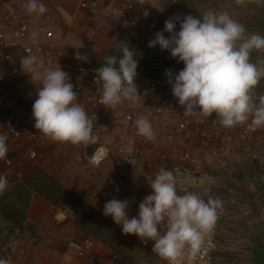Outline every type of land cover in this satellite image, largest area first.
<instances>
[{"label":"crops","instance_id":"0c3cea01","mask_svg":"<svg viewBox=\"0 0 264 264\" xmlns=\"http://www.w3.org/2000/svg\"><path fill=\"white\" fill-rule=\"evenodd\" d=\"M25 3L26 0H17L22 15L28 14ZM43 3L62 22L64 40L55 43L53 48L71 71L78 74V82L85 90V96L78 99V103L84 107L89 117L92 113L97 114V119L92 121L98 143L90 146L71 145L48 138L31 145L18 142L11 146L10 158L15 178L9 183L7 191L0 195V258L7 259L9 264H117L120 259L117 247L121 246L127 251L130 246L126 237L122 236L127 235L123 234L121 226L115 224L110 216L103 215L104 205L113 198L127 199L131 218L138 214V205L151 193V187L150 182L142 177L139 165L126 164L116 152L102 167L91 166L89 158L96 146L106 142L116 148L119 136L123 134L128 144L143 151L141 165L148 160H155L160 153H182L188 149H194L205 166L215 162L210 149L203 148L197 138L186 135L178 142H172L169 138L167 131L178 124L183 108L172 95L165 73L167 70L178 73L183 68V63H178L167 51H161L159 46L149 48V41L154 39L158 31L163 30L165 21L169 18L182 19L189 14L199 16L209 9L218 13L227 12L249 33L264 36V5L255 0H249L244 6L238 5L235 0H152L157 14L155 20L147 28L129 29L125 26L114 28L106 24L104 11L109 8L88 10L92 14L88 16L87 10L76 9L72 2L69 4V0H43ZM35 18L38 26L48 29V22L43 16ZM93 21L108 37L105 36L104 40V32H101L95 52L86 64H81L77 58L80 50L78 46L84 45L82 41L95 34L97 28L93 29ZM168 35L165 33V36ZM127 43L138 52L135 79L138 94L141 95L143 89L149 92L146 98L141 95L133 103V112L137 118L144 116L152 123L156 132L154 142L136 138L129 129L115 128L112 108L87 102L89 96L96 99L102 95V92H91V78L97 74L96 69L105 63L107 56L121 57L120 50ZM251 61L261 64L264 62V53L254 51ZM41 85L35 83L27 86L24 93L31 99H37V91ZM253 92L255 98L264 97V79H261ZM165 100L168 102L166 120L161 122L156 108ZM127 109L124 107L123 111L126 112ZM213 116L215 123L208 127L222 126L219 118L215 114ZM198 123L200 124L196 122ZM242 126L226 130L237 133ZM221 143L214 142L213 145ZM149 148L153 150L151 154L148 152ZM31 149L38 152L37 158L29 157ZM226 149L222 168L227 171L235 168L236 164L244 165L246 155L251 160L253 152L264 157V135L256 130L250 143L236 140L234 144L227 145ZM5 166V162L0 161L1 173ZM218 169L221 168L217 167ZM246 169L243 182L239 180L240 182L233 184L225 180L228 188L219 192L221 197H228L230 203L233 202L231 205L235 206L236 213L232 220L243 225L240 234L242 252L239 254L238 251V258L235 260L223 261L220 258L218 264H264V173L258 169L263 175L262 180L256 181L252 172L257 169L245 165V171ZM240 184L242 185L239 186ZM212 191V197H215L216 188ZM236 197L241 198L234 200ZM58 204L71 209L74 218L66 220L61 215L52 216L51 207ZM129 236L141 242L137 236ZM84 239L90 240L92 244L83 254L69 247L71 243ZM150 243L153 245L154 242ZM259 253L262 259H258ZM243 256L244 259H241ZM126 263L127 261L123 264Z\"/></svg>","mask_w":264,"mask_h":264},{"label":"clouds","instance_id":"9594fccd","mask_svg":"<svg viewBox=\"0 0 264 264\" xmlns=\"http://www.w3.org/2000/svg\"><path fill=\"white\" fill-rule=\"evenodd\" d=\"M235 2L244 6L249 0ZM255 2L264 5V0ZM25 10L42 16L47 7L43 0H26ZM36 35L33 33V38ZM156 46L183 63L178 73L167 70L165 75L184 116L209 118L215 114L225 128L248 124L252 131L264 129V97L257 103L253 92L264 79V62L258 65L251 61L254 51L264 53V36L249 33L227 12L209 9L199 16L189 14L166 20L163 30L148 43L149 48ZM120 51L121 57L107 56L96 69L102 81L100 103L106 108L135 103L141 96L135 84L138 52L128 43ZM77 58L87 60L86 56ZM20 67L31 76L38 74L42 80L32 105L34 127L59 143L96 145L93 121L78 103L68 73L59 64L46 66L34 55L21 57ZM135 127L147 141L156 140V132L146 117H139ZM8 152V137L0 134V161L7 159ZM108 155V149L99 146L89 163L97 166ZM149 184L151 193L139 203L136 216L129 218L127 199L115 198L105 203L103 215L121 226L123 234L135 235L145 243L154 242L152 251L167 264H197L206 237L217 223L222 201L211 197L205 201L197 193L180 189L174 170L161 168ZM8 187L7 177L0 174V195ZM0 264L9 262L0 258Z\"/></svg>","mask_w":264,"mask_h":264},{"label":"built area","instance_id":"2783aa9c","mask_svg":"<svg viewBox=\"0 0 264 264\" xmlns=\"http://www.w3.org/2000/svg\"><path fill=\"white\" fill-rule=\"evenodd\" d=\"M79 6L87 11L109 8L113 11L117 20L129 29L147 28L157 15L156 9L152 5V0H80ZM46 7L47 12L42 16L48 22V29H42L38 26L34 15H22L20 13L17 0H0V134L7 135L9 146L7 159L3 160L6 166L0 174L5 175L9 183L15 178L10 158L11 146L17 142L31 145L42 139H48L47 136L34 127L35 121L33 117L26 114L22 109L21 101L25 88L30 84H42V80L38 74L31 76V74L24 73L20 67V58L34 55L41 58L46 66L55 67L59 64L65 72H70L68 74L69 80L74 86V91L78 94L77 100L85 96V90L78 82V74L71 71V68L64 63L53 48L55 43L64 40L63 25L59 19H56L52 9L48 6ZM145 11L148 12L147 16L144 15ZM33 33L37 34L36 38H33ZM91 80L93 85L91 92H102V81L99 76L97 74L93 75ZM148 94L147 89L141 91L143 98H146ZM100 99L101 97L94 99L93 96H89L87 102H94L103 106L100 103ZM256 102L259 103L258 98H256ZM167 106L168 102L165 100L161 101L156 108V114L162 119L161 122L166 120ZM124 107H127L128 111H123ZM133 107L134 104L128 102L111 107L114 111L113 125L117 129H129L136 138L146 140L137 134L135 121L138 118L133 112ZM90 118L96 120L97 114L92 113ZM196 122H200V124H196ZM211 123H215L214 116L209 118L202 116L186 117L182 113L178 124L170 127L167 133L172 142H178L186 135L197 138L203 148L208 147L210 149L215 159L214 164H210L212 169L224 165L227 145L234 144L236 140L241 143H250L255 131H252L248 124L243 125L237 133H229L223 126L208 129ZM257 133L264 135V129H257ZM219 141L222 142L221 145H213L214 142ZM99 146L107 148L109 155L99 165H91L94 168L102 167L112 154L116 152L119 157L124 159L126 164L130 166L139 165L142 177L149 182L152 181L154 175L161 168H164L175 171L180 189H187L190 192L197 193L205 201L212 194V190L216 188L217 179L215 175L208 170V166L204 165L203 160L197 156L194 149H188L182 153H160L155 160H148L141 165L143 151L128 144L127 138L123 134H120L119 144L116 148L106 142L99 143L96 148ZM152 151L151 148L148 149L150 154ZM38 156L37 151L33 149L29 151L30 158L35 159ZM251 160L257 162L259 170L264 173V157L257 152H253ZM50 213L52 216L61 215L66 220L74 218V212L62 204L52 206ZM220 219L221 214L218 213L215 228L206 237V242L197 264H218L222 251L220 239L228 227ZM150 242H143V245L152 250L153 245ZM91 244L90 240L84 239L71 243L69 247L79 254H83ZM152 253L161 263L167 264L153 251Z\"/></svg>","mask_w":264,"mask_h":264},{"label":"rangeland","instance_id":"374dc122","mask_svg":"<svg viewBox=\"0 0 264 264\" xmlns=\"http://www.w3.org/2000/svg\"><path fill=\"white\" fill-rule=\"evenodd\" d=\"M79 1L80 0H69V4L75 6L76 9L81 10L80 6H79ZM89 14H87L88 16H92L91 12H87ZM104 15L106 16L105 21L107 25L113 26L114 28L116 27H124L123 24H121L115 14L110 10V9H106L104 11ZM93 29L97 28V24L95 21H93L92 24ZM104 32V30H102V28L98 27L96 29L95 34L91 35L89 37V39L87 38L85 41H82L84 45L82 46H78L79 47V56L83 57L86 56L87 60H83V59H78V62L81 64H86V62L88 61V59L92 56L93 52H95L96 47L98 46L99 42V36L100 33ZM103 39L105 40V36L108 37L105 32L103 34ZM95 37H97V39H95ZM107 40V39H106ZM33 86V84H30ZM28 85V86H30ZM28 87H26L25 90H27ZM26 92V91H25ZM38 98V97H37ZM36 100V98L31 99L29 97L28 94L23 95L22 97V101H21V106L23 111L30 115L32 117V105L34 103V101ZM18 143V142H17ZM245 164L244 165H239L236 164V167L232 168V169H228L226 171V169L222 168L223 166H221V169H218L214 167V170L210 169L211 166H208V170H210L211 173H213L217 179V185H216V194H219L220 190L224 189L226 190L228 187L225 186V184H228L225 180H229L231 181V183H238V182H243V180H245V174L247 172V169L245 171V165L246 166H250L251 168H256L257 170H255V172H252V174L254 176H256V181H260L262 180V175L263 173H261L258 169L259 167L257 166L258 164L253 163L250 160V156L246 155L245 159H244ZM219 172V173H218ZM218 173V175L216 174ZM255 173V174H254ZM240 180V181H239ZM242 184H240L239 186H241ZM241 197H236L234 200H238ZM223 213L226 212L225 209H222ZM224 216L229 217L230 215H226V214H222ZM225 217V218H227ZM232 217H230L231 220ZM231 226H228L227 228L230 230L232 228H230ZM121 235L122 233L119 232ZM238 235V234H237ZM123 238L126 237L127 243L129 244V248L127 251H125V249H123V247L119 246L117 247V251L119 253L120 259L117 262V264H123L125 261H127L126 264H158L159 260L156 256L153 255L151 248L145 247L143 245V242H138L137 240H133L130 238L129 235L125 236L122 235ZM239 236V235H238ZM240 237V236H239ZM236 239V238H234ZM230 240V238H225L224 239V235L221 236V242L220 244L224 245V247L222 248L220 257L222 258L223 261H227V260H235L238 258V251L239 250H235V248H240V246L243 244L242 241H240L241 239H236V240ZM239 240V241H238ZM235 246V247H233ZM241 252V251H239ZM240 254V253H239ZM245 256H243L244 259ZM260 257V253L258 256V259Z\"/></svg>","mask_w":264,"mask_h":264},{"label":"trees","instance_id":"16d2710c","mask_svg":"<svg viewBox=\"0 0 264 264\" xmlns=\"http://www.w3.org/2000/svg\"><path fill=\"white\" fill-rule=\"evenodd\" d=\"M208 129H211V127H208ZM212 195L213 194H211L210 196H209V198L211 197V198H213V199H219V200H221L222 201V207L218 210V213L219 214H221V219H220V221H222V222H224L225 224H227V226H231L230 228H232V230H229L228 228L226 229V231H224L223 232V235H224V239L225 238H230V240L232 241L234 238H236V239H240V237H241V233H242V231H241V227L243 226H241V224L239 223V221H237V220H232V218H231V220H230V217H233L234 216V214L236 213L235 211H234V208H235V206H233V205H231L233 202H231L230 203V199L228 198V197H221L219 194H216V196L215 197H212ZM208 198V199H209ZM221 198H223V199H221ZM207 199V200H208ZM222 209H225V211L226 212H224L223 213V210ZM222 214H228V215H230L229 217H227V216H224V215H222ZM225 217H227V218H225ZM244 231H246V229L244 228ZM240 236H238V235ZM236 239H234V240H236ZM239 241V240H238ZM221 247L223 248L224 247V245H222L221 244ZM233 247H235V246H233ZM235 250H239V251H241L240 249H237V247L235 248ZM242 252V251H241ZM240 253V252H239ZM261 259H262V256L260 257Z\"/></svg>","mask_w":264,"mask_h":264}]
</instances>
